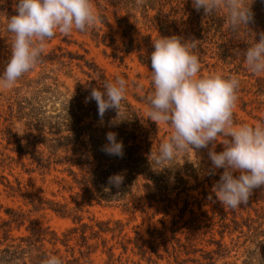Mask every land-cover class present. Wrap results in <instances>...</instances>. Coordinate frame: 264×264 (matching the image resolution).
Masks as SVG:
<instances>
[{"label":"trees","instance_id":"1","mask_svg":"<svg viewBox=\"0 0 264 264\" xmlns=\"http://www.w3.org/2000/svg\"><path fill=\"white\" fill-rule=\"evenodd\" d=\"M244 3L250 5L254 19L248 26L240 25L233 31L228 24L226 9L217 10L210 17H206L203 10L197 12L193 8L192 0H143L140 4L137 0H109V6H119L126 14L122 16L114 11L115 24H113L108 16V7L99 5L102 26L95 25L86 32H78L90 35L98 46L115 45L118 42L115 34L120 33L123 37L122 48L117 46L120 51L115 52L113 56L123 61L124 55L120 53L130 54L137 51L139 61L151 70L150 56L154 50L152 33H141L136 24L131 22L132 16H135L133 12L141 10L143 19L148 23L144 28L158 33L156 39L161 36L177 35L186 40H198L195 52L201 62L200 76H205L206 70L209 74H213L217 73L218 69L225 77L248 74L250 70L245 64L243 50L254 40L258 41L259 34L264 32V0H244ZM14 4V0H0V23L2 24L0 38H2L1 43L4 44L1 49L7 54L6 62L10 57L14 39V35L7 31L6 25L8 18L16 14ZM150 12L154 14L151 15ZM55 37L56 35L50 41ZM139 37L145 45L136 41ZM108 40H110L109 43ZM60 51H63V48H60ZM74 61H77L76 65L80 68L86 67L91 71V73L84 72L91 79L88 87L80 80L75 91L68 89L62 91L58 77H52L46 72L37 79L29 78L28 74L23 75L19 79L22 82L21 86L6 93H0V123H11L0 132L6 136L4 138L10 145L15 144L9 150L23 156L31 154L29 160L33 170L39 169L43 174H49L52 169L57 170L60 173L55 181L58 192L69 194L64 198L65 202H55L34 193L23 192L20 187L16 188L11 182L7 183V188L13 192L14 196L19 194L25 200V205L31 206V209L25 211L23 208H6L4 210L9 218L0 223V264H43L50 255L59 256L63 264H92L91 255L97 250L98 243L89 244V240L99 238L102 233L115 235V232H123L124 225L121 221H115V227H111V221L85 223V217L82 214L84 207L118 205L126 207L124 210L129 211L131 208L129 202L124 204L118 202L125 200L134 190L141 193L137 196L139 199L146 197L149 202L156 201L158 191L164 189L162 185L164 179H158V176L162 174V171H168L175 162L173 159L166 165L155 163V156L162 143L158 139L159 127L149 116L144 117L141 109L129 97L126 96L122 101L119 114L116 110H108L101 122L96 101L86 102V97L90 96L92 88L99 87L100 84L110 80L106 73L97 64L86 59L85 55L72 52L58 53L56 50L50 53L44 52L36 67H47L51 64L63 69L71 67ZM248 76L251 77L248 81V83L251 82V90L244 91V95L240 98L243 106L263 105L261 96L264 95V74L251 73ZM248 95H254L255 98L246 100ZM133 96L137 102H143L149 106L147 97L150 94L135 93ZM23 120H26L25 124L28 126L40 127L39 131L44 136L36 142H40L45 147L44 156L25 149L34 143L26 145L22 143V139L12 142L15 136L10 128L13 123ZM108 132L116 133L117 140L123 143L122 158L101 151L102 146L107 143ZM154 141L158 142L156 147H152ZM0 154L1 165L7 166L5 152L0 150ZM22 166L26 165L22 164ZM163 166L167 167L161 170ZM176 166L179 165L176 164ZM192 171V177L195 178L199 171L198 169ZM114 174L124 176L121 188L105 191L108 178ZM142 176L144 177L143 185H141ZM179 181H183V178L178 179ZM251 199L252 197L249 198ZM42 209H50L62 217L71 219L75 227L63 233V237L56 231H50L49 227H42L38 220L31 219L32 213ZM244 212L248 214L247 217H244V213H235L232 218H229V213L225 212L204 221L188 220L184 223L186 231H182L183 225L179 226L178 222H173V234L168 240L171 243V249L167 245L165 248V252L168 253L167 258L169 261L173 258L174 263L180 262L182 255L192 254L191 249L193 250L195 246L194 239L197 238L203 240L208 246H216L215 249L207 251L205 263L215 264L217 256L222 257L224 252L228 251L226 244L223 243L226 233L230 235L239 233L236 239L237 244L241 237L258 241L264 236V200H258L255 203L249 201L248 208ZM27 221L28 225H26ZM24 226L27 234H13L14 229L20 231ZM89 230L90 235L87 234ZM182 232H186L184 242L180 237ZM135 233V248L138 249L136 255L140 257V261L153 264L157 263L154 255L157 259L163 258L158 251H155L154 255L149 254L144 245L146 241L142 240L143 243L139 245L142 237L139 231ZM149 233L151 238H154L153 235H160V231L156 228ZM217 235L220 239H217ZM76 236L79 257L74 256L75 247H72V253L67 250V255L56 248L59 243L68 247V243ZM255 242L252 243L258 245ZM47 243L51 244L52 248H48ZM153 250H155L154 247ZM104 252L108 255L105 264H117V261L119 264H125L121 258H114L112 249H106ZM247 261V264H253L254 257L249 256Z\"/></svg>","mask_w":264,"mask_h":264},{"label":"rangeland","instance_id":"2","mask_svg":"<svg viewBox=\"0 0 264 264\" xmlns=\"http://www.w3.org/2000/svg\"><path fill=\"white\" fill-rule=\"evenodd\" d=\"M143 1V0H142ZM17 0H14L16 3ZM138 3V0H137ZM139 2L138 4H140ZM94 5L99 11V5L108 7V16L111 18L112 23L115 24L114 14L125 15L126 12L121 10L120 7L109 6V0H94ZM107 12V11H106ZM135 15L132 16L131 22L136 24L139 31L143 34L152 33L153 42L158 37V33L151 32L144 28L145 25H148L147 22L143 19V14L141 10L133 12ZM151 15L154 12H150ZM0 23V27H1ZM97 26H102V23L99 21ZM118 42L115 45H97L93 41L90 35H84L78 31H73L70 35H63L59 32L56 33V37L52 41H48L45 53H50L53 50H56L58 53L62 52H72L80 55H85L86 59L97 64L108 76L110 81H113L115 77L122 76L126 79L128 83V90L126 96L133 101L142 111L144 117L149 116V106L145 103L137 102L134 99V94L145 95L152 94L154 91L153 83L151 79V70L143 65L138 59V52L133 51L130 54H124V60L115 58L113 55L115 52H119L122 48L123 37L121 34H115ZM135 37H137L135 35ZM0 38V74H2L4 66L6 64L7 54L1 49L4 46L1 43ZM136 41L145 43L139 37ZM108 43L110 40L107 41ZM119 46L120 49H117ZM60 48H63V51H60ZM66 61L68 59H65ZM77 61H74L71 67L59 69L58 65L48 64L47 67H36L33 71H30L25 76L29 78L37 79L42 73L48 72L52 77H58L61 90L62 91H75L77 88L78 81H82V84L87 85L91 79L84 74L91 73L86 67L80 68L76 65ZM213 69V68H212ZM214 71V70H213ZM217 73L222 74L221 70H217ZM250 71L248 74L242 73L238 76L240 79L238 93L237 107L234 111V122L237 125L240 124H249L256 125L258 123H264V104L243 106V101L240 99L244 95V91L251 90V77L248 75L251 74ZM205 76L209 73L204 71ZM199 75H201L199 73ZM227 77V76H226ZM253 80V79H252ZM254 81V80H253ZM22 85V82L18 80L16 84L8 89L0 88V93L9 92L11 89L19 87ZM99 84H97L98 86ZM255 91V89H254ZM253 91V94H254ZM250 98H255L254 95H248L245 99L250 100ZM261 99L264 101V95L261 96ZM58 106V105H57ZM26 120L21 122L17 121L13 123L10 129L13 130L14 138L12 142L22 139L23 144L34 143L30 145L29 148L25 147L28 152L37 153L39 156H44L45 147L40 144L37 139L44 136L39 129L40 127L28 126ZM11 123H0V130H4L6 126ZM159 133L158 139L166 141L171 135L172 129L170 126L163 123L158 124ZM43 129V128H41ZM6 137L2 132H0V150L5 152L6 156L4 157L7 162V166H2L0 163V223L4 219H8V215L5 213L6 208H23L25 211L31 209V206L25 205V200L18 195L13 194V192L7 188V183L11 182L13 186L20 187L23 192L34 193L40 197L51 199L55 202H65V197L69 194L66 192L59 193L58 186L55 184L56 177L60 173L52 169L49 174H43L39 169H34L30 164L29 158L31 154L25 156L18 155L14 152H11V149L15 144L10 145ZM225 137L221 136L216 142L215 151L220 152L223 150V144L219 141H222ZM158 144L157 141H154L152 147H156ZM8 148V150H6ZM211 148V144H209ZM208 148L199 149L193 151L189 149L186 153H179L174 158V164L168 171H162V174L158 176V179H164L162 191H158V196L156 201H151L146 197L139 199L141 193L137 190L127 196L125 200L118 202L119 204H124L129 202L130 210L125 211L126 207L124 206H114V207H101L98 205L94 206H85L83 209V216L85 223L93 224V221H111V227H115V221H121L124 225L123 232L113 233H102L97 239H90L89 244H97L98 248L91 255L92 264H105L108 260V255L104 251L112 249L115 256V259H120L125 264H147L146 261H140V257L136 255L138 249L135 248L136 241V231L140 232L142 239L139 240V245L143 243L142 240H145V247L148 249L149 254H153L155 251H158L160 255L163 256L162 259H157L154 255L157 263L153 264H205L207 262L206 255L207 251H211L216 248L215 245L208 246L203 240L194 239L195 246L190 255H182L180 262L174 263L173 258L169 261L168 253L165 252L166 245L171 249V243L168 241L173 234L172 226L174 223H179V226L184 227V223L188 220L199 219V221L207 220L209 217L219 216L229 213V218H232L235 213H244V217H247L248 214L244 212L247 205H241L240 208L236 210H231L224 208L222 204L216 199L215 194L213 193V185L219 180L220 174L223 172V169H217L215 174L210 173L211 161L208 157ZM10 155V157L8 156ZM0 154V159H1ZM25 164L26 166H22ZM178 164L179 166H176ZM183 166V167H182ZM198 169L199 172L196 173V177H192L193 171L191 170ZM164 176L163 178H161ZM143 176L141 185H143ZM183 178V181L178 179ZM197 178V179H196ZM106 187L112 190H118L117 188L107 185ZM121 188V187H120ZM119 188V189H120ZM165 194L166 196L162 195ZM211 197V198H210ZM251 200L253 203L264 200V186L256 188L253 190ZM248 201V202H249ZM253 217H256L255 214H252ZM32 220H38L42 227H49L50 231H56L58 234L63 237V233L67 232L71 228L75 227L71 219L67 217H62L56 212L50 209H42L38 212L32 213ZM264 221V220H263ZM174 222V223H173ZM29 222L27 221L26 225ZM158 229L160 235H153L154 238H151L149 231L152 229ZM13 234L15 235H24L27 234L25 226L19 231L14 229ZM90 230L88 235H90ZM180 235L182 241H186V232H182ZM240 234L235 233L230 235L226 233L223 239V243L226 244L228 251L226 250L222 257L217 256L215 264H247L249 256L254 257L253 264H264V236L256 240H246V237H241L239 244L236 243V239ZM151 239V241H149ZM217 239H220V236L217 235ZM78 241L77 236L75 239L71 240L68 243V247L63 246L59 243L56 248L60 249L64 255L72 253V247H75V257H79V247L76 246ZM256 241V242H255ZM252 242L257 243L254 245ZM106 245V246H105ZM48 248H52V245L47 243ZM257 246V247H256ZM260 246V248H258ZM153 247L155 250H153ZM256 250V251H255ZM119 264V261H117Z\"/></svg>","mask_w":264,"mask_h":264},{"label":"clouds","instance_id":"3","mask_svg":"<svg viewBox=\"0 0 264 264\" xmlns=\"http://www.w3.org/2000/svg\"><path fill=\"white\" fill-rule=\"evenodd\" d=\"M192 6L197 12L203 10L206 17L226 9L233 31L240 25L248 26L254 19L250 5L244 0H192ZM14 8L16 14L8 18L6 25L14 39L10 57L0 74V88L4 89L13 87L24 74L35 69L48 41L57 32L65 36L74 30L86 32L101 20L94 0H17ZM197 42L177 35L161 36L152 42L154 91L147 97L149 118L172 129L169 138L160 144L155 163L166 165L179 153L208 148L210 173L223 169L212 191L224 208L236 210L242 204L247 205L254 189L264 186V123L235 124L240 79L220 73L200 76ZM243 57L253 74H264V32L243 50ZM127 90L126 79L117 76L92 88L86 102L96 101L103 122L108 110L119 114ZM221 136L225 137L219 141L224 147L217 152L216 142ZM106 140L101 151L122 158L123 143L117 140L116 133L108 132ZM123 181L122 174H114L107 183L119 189ZM43 264H63V261L50 255Z\"/></svg>","mask_w":264,"mask_h":264}]
</instances>
